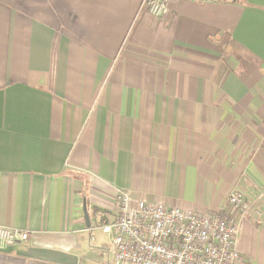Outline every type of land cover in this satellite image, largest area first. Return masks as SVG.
<instances>
[{
  "label": "crops",
  "instance_id": "crops-1",
  "mask_svg": "<svg viewBox=\"0 0 264 264\" xmlns=\"http://www.w3.org/2000/svg\"><path fill=\"white\" fill-rule=\"evenodd\" d=\"M232 188L264 213V0H0V226L30 233L0 264L114 260L118 189L204 211ZM238 248L264 264V218Z\"/></svg>",
  "mask_w": 264,
  "mask_h": 264
},
{
  "label": "built area",
  "instance_id": "built-area-1",
  "mask_svg": "<svg viewBox=\"0 0 264 264\" xmlns=\"http://www.w3.org/2000/svg\"><path fill=\"white\" fill-rule=\"evenodd\" d=\"M155 16L163 15L168 0H144ZM117 215L102 219L99 228L111 237L107 252L116 264H242L238 248L242 224L256 225L264 218L257 206L239 188L227 194L231 207L197 211L171 206L162 199L133 198L127 190L116 193ZM30 233L0 226V241H26Z\"/></svg>",
  "mask_w": 264,
  "mask_h": 264
},
{
  "label": "rangeland",
  "instance_id": "rangeland-1",
  "mask_svg": "<svg viewBox=\"0 0 264 264\" xmlns=\"http://www.w3.org/2000/svg\"><path fill=\"white\" fill-rule=\"evenodd\" d=\"M101 241V246L103 248H106L109 246V238L107 235L102 233V237L100 238ZM107 264H116V262L114 260H110Z\"/></svg>",
  "mask_w": 264,
  "mask_h": 264
},
{
  "label": "water",
  "instance_id": "water-1",
  "mask_svg": "<svg viewBox=\"0 0 264 264\" xmlns=\"http://www.w3.org/2000/svg\"><path fill=\"white\" fill-rule=\"evenodd\" d=\"M85 215H86L87 222H88V224H89L90 221H89V217H88V213H87V211H86V208H85Z\"/></svg>",
  "mask_w": 264,
  "mask_h": 264
}]
</instances>
